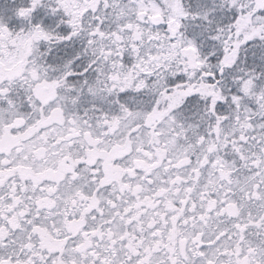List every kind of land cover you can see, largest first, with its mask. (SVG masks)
Masks as SVG:
<instances>
[{"label": "snow or ice", "instance_id": "obj_1", "mask_svg": "<svg viewBox=\"0 0 264 264\" xmlns=\"http://www.w3.org/2000/svg\"><path fill=\"white\" fill-rule=\"evenodd\" d=\"M0 264H264V0L0 3Z\"/></svg>", "mask_w": 264, "mask_h": 264}, {"label": "trees", "instance_id": "obj_2", "mask_svg": "<svg viewBox=\"0 0 264 264\" xmlns=\"http://www.w3.org/2000/svg\"><path fill=\"white\" fill-rule=\"evenodd\" d=\"M11 0H0V3H10ZM60 18L59 15L57 16H50V15H46L45 11L42 9H38L34 14H33V23L36 22H42L43 24L50 26V27H55L56 26V21ZM59 31H65L67 30V26L61 24L58 28Z\"/></svg>", "mask_w": 264, "mask_h": 264}, {"label": "rangeland", "instance_id": "obj_3", "mask_svg": "<svg viewBox=\"0 0 264 264\" xmlns=\"http://www.w3.org/2000/svg\"><path fill=\"white\" fill-rule=\"evenodd\" d=\"M42 10H44V9H42Z\"/></svg>", "mask_w": 264, "mask_h": 264}]
</instances>
